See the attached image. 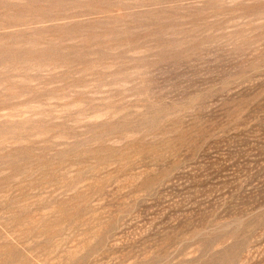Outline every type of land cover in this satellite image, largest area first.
I'll list each match as a JSON object with an SVG mask.
<instances>
[{
    "label": "rangeland",
    "instance_id": "rangeland-1",
    "mask_svg": "<svg viewBox=\"0 0 264 264\" xmlns=\"http://www.w3.org/2000/svg\"><path fill=\"white\" fill-rule=\"evenodd\" d=\"M0 264H264V0H0Z\"/></svg>",
    "mask_w": 264,
    "mask_h": 264
}]
</instances>
